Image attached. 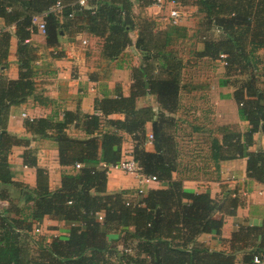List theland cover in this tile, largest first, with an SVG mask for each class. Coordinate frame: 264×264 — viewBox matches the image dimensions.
Segmentation results:
<instances>
[{"label":"trees","instance_id":"1","mask_svg":"<svg viewBox=\"0 0 264 264\" xmlns=\"http://www.w3.org/2000/svg\"><path fill=\"white\" fill-rule=\"evenodd\" d=\"M177 1L197 8L198 25L192 36L183 25L165 21L158 28L151 18L140 22L133 0H92L86 9L77 0H0V19L4 21L0 65L7 67L15 36L21 69L17 79L0 75V199L12 203L16 188L26 201L22 207L12 204L0 209V264H237L239 252H244L242 264H264V221L261 225L240 224L230 239V252L212 250L198 236L221 235L224 216L236 214L239 198L188 191L185 178L174 176L184 155L181 127L192 124L183 117L182 93L206 85L202 75L193 78L202 69L198 64L222 60V83L235 84L239 116L250 128L243 134L219 125L212 133L223 139L213 140V159L218 164L247 157L248 176L264 183V149H249L255 143L254 135L264 133V58L258 53L264 48V0ZM58 2L63 5L60 13L52 11ZM35 16H43L46 22L44 35L49 46L58 44L61 32H87L103 39V55L110 61L132 45L142 54L140 64L132 67L130 94L118 91L97 98L96 114L65 111L61 120H26L34 137L57 142L60 164L74 170L63 172L56 190L50 189L49 172L39 166L35 149L28 147L23 155L24 163L36 168L35 189L13 179L9 162L12 148L29 142L11 133L8 122L11 107L36 94L34 62L39 46L31 40L39 33ZM194 37L202 48L190 49L188 57L174 49L187 43L192 47ZM150 96L156 98V105L150 101L140 105ZM112 114L124 117L110 118ZM149 124L154 151L146 148ZM72 126L87 136L71 135ZM125 134L132 136V156L142 174L156 176L162 187L145 193L138 189L108 191L109 167L124 159ZM46 216L70 222L69 234L39 239L34 226ZM114 232L122 233V249L109 239Z\"/></svg>","mask_w":264,"mask_h":264},{"label":"crops","instance_id":"2","mask_svg":"<svg viewBox=\"0 0 264 264\" xmlns=\"http://www.w3.org/2000/svg\"><path fill=\"white\" fill-rule=\"evenodd\" d=\"M133 1L137 20L151 18L156 27H160L165 22L171 6L166 5L164 9H161L155 2L145 4L144 0ZM190 7L192 6L181 5L185 19L189 10L197 12L196 7L193 9ZM0 23L4 25L2 19ZM133 38L135 42L137 31ZM31 40L39 46L38 58L34 62L36 94L22 104L13 105L8 122V130L11 133L19 137L24 136L29 142L26 146L15 145L9 155V162L13 179L35 189L37 186L36 168L27 166L23 157L28 147L35 149L39 166L49 172L50 189L56 190L61 186L63 172L74 170L72 167H63L60 164L57 142L53 138L34 137L28 132L26 120L39 117L61 120L65 111L96 114L97 98L114 96L118 91H122L124 95L130 94L132 67L140 64L141 53L135 45H132L118 58L110 61L103 55V39L87 32L76 35L61 32L58 44L55 46L47 45L45 35L42 33L35 34ZM83 40L86 43H83ZM198 48H202L201 44ZM16 52L17 39L14 36L11 38L8 65L7 67L0 65V75L5 74L12 79L19 78L21 69ZM258 53L264 58V48ZM207 64L206 70L193 76L194 78L202 75L206 85L199 90L182 93L183 117L192 121V124L185 123L181 127L180 143L184 155L180 171L174 176L185 178L184 186L188 191L207 192L216 198L226 195L239 198L240 205L236 214L224 216L221 235L203 233L198 236V240L207 244L212 250L230 252V239L240 224L261 225L264 221V183L248 176L247 157L221 160L218 164L213 159L211 144L214 139L221 141L223 137L222 135L216 137V133L212 131L216 132L215 129L220 125L230 126L244 134L249 130L250 124L239 116L238 104L234 98L235 84L233 82L222 83L225 77V62L217 60L208 61ZM148 101L156 105L154 96L140 101V105H147ZM201 101L205 103V109L197 105ZM109 117L123 118L124 116L112 114ZM203 125H206V128L200 127L199 129L198 126ZM195 127H197L196 130ZM68 131L73 136H87L84 130L74 126ZM149 133H151V124L148 125L147 134ZM254 139L255 143L249 149L252 151L264 149V133L257 132ZM146 148L154 151L153 143L147 140ZM132 151V136L125 134L124 159L133 157ZM140 180L141 177L135 173H126L119 168L112 167L108 171V191L117 192L122 189L137 191L141 186ZM143 186L147 191L149 188H160L162 184L152 181ZM21 195L16 188H13L12 203L0 199V209H7L12 204L25 206V198ZM29 203L32 205L33 201ZM12 215L15 214L12 213ZM215 215L222 216L221 213ZM47 224L51 226L48 232L52 231L54 236L66 237L71 227L70 222L51 216H46L42 221L43 230ZM243 255L244 252L237 254V264H242Z\"/></svg>","mask_w":264,"mask_h":264},{"label":"built area","instance_id":"3","mask_svg":"<svg viewBox=\"0 0 264 264\" xmlns=\"http://www.w3.org/2000/svg\"><path fill=\"white\" fill-rule=\"evenodd\" d=\"M91 1L92 0H77V4L79 5V7L81 9H86V8L90 7ZM154 2L161 9H164V7L166 5H171L169 10H168V15L166 16L165 21L168 23L174 24V25L181 24L185 15L182 13L181 4L177 0H154ZM62 8H63V5L61 4V2H58L54 6L52 11L56 12V13H60ZM33 22L37 26L39 33L46 34V22H45L43 16H35L33 18ZM2 26L3 25H1V23H0V33L2 32ZM83 43H86V41L83 40ZM24 115H26V114L24 113ZM147 140L152 142V140H153V134L152 133H149L147 135ZM80 166H81L80 164H77V167H80ZM112 167L119 168L122 171L127 172V173H135V174L139 175L141 177V180H140L141 186L138 188L139 193H145L146 192V188L143 186V184L148 185L152 181L158 182V178L156 176L143 175L140 166L138 165V163L135 161V159L133 157L123 159L117 165L109 167V169ZM99 218L102 219L101 216H99ZM34 228H35L36 232H41V224L39 222H37L35 224ZM255 260L257 262L260 261L258 258H256Z\"/></svg>","mask_w":264,"mask_h":264},{"label":"rangeland","instance_id":"4","mask_svg":"<svg viewBox=\"0 0 264 264\" xmlns=\"http://www.w3.org/2000/svg\"><path fill=\"white\" fill-rule=\"evenodd\" d=\"M190 8L193 9V7H190ZM198 18H199V14L197 12H193V10H189L187 18L186 19L184 18L182 20L181 24H179V25H183V26L188 27L189 28L188 35L192 36L195 33V30H196L197 25H198ZM141 19H142L141 21H143L145 18L144 19L141 18ZM158 28H155V30H158ZM215 33H216V37H217L219 32L215 31ZM132 35H134V32L132 33ZM193 39H194L193 43L196 42V44H194L192 47L190 46V44L187 43V44H179V45L175 46L174 49H178L180 52L182 51L183 53H185V56L188 57V54H190V52H189L190 49L199 47L198 40L195 37ZM198 65H199V67H202L201 71L202 70H206L208 68L207 62L206 63H200ZM196 70H197V68H196ZM201 79L204 81V78H201ZM197 105H201V107L204 108V109L206 107L205 103L203 101H201L200 104H197ZM203 135H204L203 137H205V134H203ZM50 228H51V226L49 224L44 226V230H43V228H41V232L38 234L37 237L39 239H40V237L41 238L42 237H47V238L54 237V233H52V231H50V233L48 232V230H50ZM121 235H122V233H118V232H114V233L109 235L111 241L115 242V244H114L115 246L117 245V243H118V245L120 244V246L116 247L117 249H122L123 248L121 241H119L120 239L122 240V238H120V237H122Z\"/></svg>","mask_w":264,"mask_h":264}]
</instances>
